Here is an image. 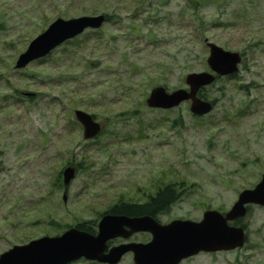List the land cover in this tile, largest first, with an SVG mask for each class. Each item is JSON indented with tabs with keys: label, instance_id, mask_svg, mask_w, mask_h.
I'll return each mask as SVG.
<instances>
[{
	"label": "rangeland",
	"instance_id": "374dc122",
	"mask_svg": "<svg viewBox=\"0 0 264 264\" xmlns=\"http://www.w3.org/2000/svg\"><path fill=\"white\" fill-rule=\"evenodd\" d=\"M145 1L0 0V254L97 218L121 198L141 200L158 179L184 181L188 193L167 221L199 218L206 209L227 212L260 179L264 0ZM185 8L189 13L180 15ZM106 12L116 16L97 38L87 29L42 63H28L24 70L35 77L13 71L19 53L52 20ZM206 42L241 54L238 76L208 88L216 104L197 115L204 119L181 103L185 120L176 127L169 120L176 110L150 108L146 98L155 86L185 87L189 72L208 70ZM77 109L102 124L100 136L83 138L73 121ZM66 165L77 168L64 201L57 175ZM251 206L241 248L199 252L179 264H264V207ZM117 264H133L132 257Z\"/></svg>",
	"mask_w": 264,
	"mask_h": 264
},
{
	"label": "water",
	"instance_id": "95a60500",
	"mask_svg": "<svg viewBox=\"0 0 264 264\" xmlns=\"http://www.w3.org/2000/svg\"><path fill=\"white\" fill-rule=\"evenodd\" d=\"M104 21V14L68 19L57 17L19 53L15 68H23L31 61L44 57L87 28H99ZM206 45L209 49L206 58L208 70L189 72L185 76L187 88L168 91L164 86L153 87L146 98L148 107L168 109L190 100L189 111L194 115H204L212 110L213 103L198 96V91L219 76L236 73L242 57L238 51L224 49L213 42H206ZM74 114L82 126L84 139L94 138L101 132V124L90 113L77 109ZM75 173L74 166H66L62 170L64 201ZM249 205L264 207V171L253 187L238 193L227 212L207 209L200 220L177 218L167 223H160L149 215L105 213L97 223L96 233L72 226L58 235H45L23 244H14L0 254V264H67L81 257L116 264L127 252L133 254V264H179L182 259L201 251L241 248L247 238L246 230L233 221L243 218ZM142 231L151 234L149 241L108 246L107 242L113 238H127L134 232Z\"/></svg>",
	"mask_w": 264,
	"mask_h": 264
},
{
	"label": "trees",
	"instance_id": "16d2710c",
	"mask_svg": "<svg viewBox=\"0 0 264 264\" xmlns=\"http://www.w3.org/2000/svg\"><path fill=\"white\" fill-rule=\"evenodd\" d=\"M113 1H117V0H98V2L100 4L106 5V6H111V3ZM137 1L139 3L146 2V4H149L148 1H145V0H137ZM193 9H195V7H193ZM185 13H189V11L186 8L185 9H181L179 11L180 15H183ZM104 14H105V18H106L105 21L106 22L111 21V18L116 16L115 12H113L112 14L106 12ZM155 14L154 15L149 14L148 16H150L151 19H154L156 22H158L159 18H156ZM140 26H141V24H140ZM0 28H2V24H0ZM88 32L93 33V35H95V37L102 33L99 28L98 29H90V30H88ZM142 35H144V34H142ZM152 35H155V32L152 31L150 34L146 35V36L149 37L150 41L152 40ZM78 36H76V37H74L72 39L66 40L64 43L65 44L76 43L79 40L77 38ZM64 43H62V44H64ZM58 47L53 49L51 52H49L44 57L38 58L36 60H33L30 63H33V62L42 63L48 57H50L52 55L53 51H55ZM13 71L17 72V74H19V75L20 74L21 75H29V76H34V77L36 75L34 72L33 73H28L27 71L24 70V68H15V66H14ZM21 71H25V72H21ZM237 76H238L237 73H234V74H231V75H228V76H224V77L228 78V79H231V78H236ZM224 77H220V78H224ZM214 84L215 83H212L211 85H209L207 87H202L199 90V96H201L204 99L209 98L208 88L212 87ZM240 84H242V83H240ZM243 86L244 85H242V87ZM245 87H247V85H245ZM14 94H17V95L20 94L18 88L14 89ZM9 95L4 94L2 99H1L2 102H6L8 100ZM11 95H13V94H11ZM29 99L32 100V101L34 100L33 98H29ZM214 99L216 100V98H214ZM171 110L172 111L176 110V114L173 115V118H171V119L169 117V120H171V122L174 123V125L176 127L183 126V123H184V120H185V116L183 117L181 106L179 105V106L174 107L172 109H167L166 111H171ZM242 111H244V110L241 109L240 112H242ZM135 112L136 111L134 110L132 113H135ZM191 116L195 120H199V119H202V118L204 119L205 118L204 116H196V115H192V114H191ZM73 121L75 123H77L76 120H73ZM142 126L143 127H141L140 129L144 128V131H145L147 129L146 126L143 123H142ZM139 132L141 134L143 133L142 131H139ZM102 133H103V129L100 132L99 136ZM143 135H145V134H143ZM128 137H129V134L127 133V138ZM57 180L60 183L61 172L57 175ZM60 185H62V184L60 183ZM153 185H154L153 190H148L146 192L144 191L142 193V195H141L142 199L141 200H137L136 202H134V201L132 202V201H128V200H125V199L121 198V199L117 200L115 203H113L112 205H110L103 212H97V218L83 219V220L78 221L75 224H73V226H75V227H77V228H79L81 230H85V231H88V232H91V233H95L97 219L103 213L125 214V215H128V216L149 215V216L154 217V218L161 217L162 215L167 214L169 212V210L171 209V207L175 206V204L177 202L183 200L184 199V195L188 194V193H186V190L183 188L184 181L168 183L166 181H163V179H158V181H155V183H153ZM251 207H252L251 205L248 207V212L247 213L250 212ZM233 223L236 224V225H242L245 228L246 232H247V239H249L248 238L247 226H246V223L243 222V218L236 219L235 221H233ZM70 226H72V225L68 224L65 228L67 229Z\"/></svg>",
	"mask_w": 264,
	"mask_h": 264
},
{
	"label": "flooded vegetation",
	"instance_id": "af4514ba",
	"mask_svg": "<svg viewBox=\"0 0 264 264\" xmlns=\"http://www.w3.org/2000/svg\"><path fill=\"white\" fill-rule=\"evenodd\" d=\"M217 80H218V78H217ZM199 95V94H198ZM208 100H210L212 103H213V108L215 107V104H216V100L214 99V98H207ZM185 103H188V104H190V100H186L185 101ZM101 124V123H100ZM102 125V124H101ZM76 167V166H75ZM77 168V167H76ZM174 206H172L171 207V209L170 210H172V208H173ZM110 214H113V213H110ZM165 215H162L161 217H156V218H154V219H156L158 222H160V223H167L168 221H167V219H163V217H164ZM184 217H186V218H184ZM100 218V217H99ZM98 218V219H99ZM179 218H181V219H191V220H199L201 217H193V218H189V217H187V216H183V215H181V216H179ZM98 219H97V221H98ZM95 232H97V223H96V228H95ZM140 235H142V237H140ZM140 237V238H139ZM151 238V235H150V233L149 232H144V231H142V232H134V233H132L131 235H129L127 238H123V237H116V238H113V239H111V240H109L107 243H108V246L109 247H111V246H114V245H118V244H121V243H127V242H146V241H148L149 239ZM108 249H106V251H107ZM123 256H130V257H132L133 256V254L131 253V252H127L126 254H124ZM122 256V257H123ZM79 261H83V262H85V263H88V264H107V263H101V262H98V261H95V260H88V259H85V258H83V257H81V258H79V259H77V260H74V261H72V262H70V263H68V264H74V263H77V262H79ZM183 261V260H182ZM181 261V262H182Z\"/></svg>",
	"mask_w": 264,
	"mask_h": 264
}]
</instances>
